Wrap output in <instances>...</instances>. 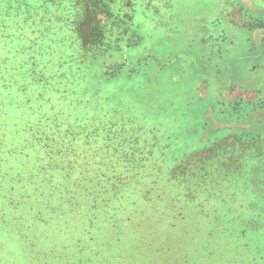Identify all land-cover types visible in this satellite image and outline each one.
I'll return each mask as SVG.
<instances>
[{
    "label": "rangeland",
    "instance_id": "obj_1",
    "mask_svg": "<svg viewBox=\"0 0 264 264\" xmlns=\"http://www.w3.org/2000/svg\"><path fill=\"white\" fill-rule=\"evenodd\" d=\"M261 94L264 0H0V264H264Z\"/></svg>",
    "mask_w": 264,
    "mask_h": 264
},
{
    "label": "crops",
    "instance_id": "obj_2",
    "mask_svg": "<svg viewBox=\"0 0 264 264\" xmlns=\"http://www.w3.org/2000/svg\"><path fill=\"white\" fill-rule=\"evenodd\" d=\"M224 5L225 6L227 5L226 8H228V11L226 9H224L223 11L221 10L220 12L221 13H224V11H227L226 13L227 14H230V13H233V11H234L235 12V16H233L234 17L233 18L234 19V22L242 23L241 25H243V26H248L249 23L252 22L251 21L252 19L249 16H247L246 14H244V11H242L240 5H235L232 2H225ZM235 9H239L238 12ZM216 16H219V15H216ZM248 27L250 28V26H248ZM202 42H204V41H202ZM233 89H236V88H233ZM252 93H255V91L250 90L249 93L247 92V94L249 96V99H246L247 101H250V102L253 101L251 99V97L253 96ZM257 97H258V99L260 101L264 100V95H262V94L261 95H258V96H255V100L257 99ZM260 101H258V102H260Z\"/></svg>",
    "mask_w": 264,
    "mask_h": 264
},
{
    "label": "trees",
    "instance_id": "obj_3",
    "mask_svg": "<svg viewBox=\"0 0 264 264\" xmlns=\"http://www.w3.org/2000/svg\"><path fill=\"white\" fill-rule=\"evenodd\" d=\"M94 2H95V1H94ZM94 12H95L94 10H90L89 12H88V10H87V11L84 13L82 19L86 21L88 17H93V16H91V15L94 14Z\"/></svg>",
    "mask_w": 264,
    "mask_h": 264
},
{
    "label": "bare ground",
    "instance_id": "obj_4",
    "mask_svg": "<svg viewBox=\"0 0 264 264\" xmlns=\"http://www.w3.org/2000/svg\"><path fill=\"white\" fill-rule=\"evenodd\" d=\"M154 45H155V44H154ZM158 47H160V46H158ZM162 56H163V55H162ZM162 56H161V57H162Z\"/></svg>",
    "mask_w": 264,
    "mask_h": 264
}]
</instances>
